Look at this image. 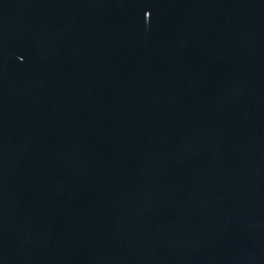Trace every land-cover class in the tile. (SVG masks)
<instances>
[{"label":"water","instance_id":"obj_1","mask_svg":"<svg viewBox=\"0 0 264 264\" xmlns=\"http://www.w3.org/2000/svg\"><path fill=\"white\" fill-rule=\"evenodd\" d=\"M0 264H264V0H0Z\"/></svg>","mask_w":264,"mask_h":264}]
</instances>
